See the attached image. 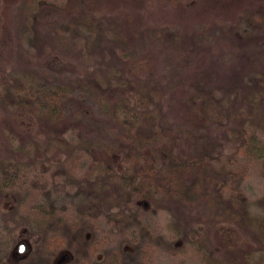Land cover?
Segmentation results:
<instances>
[{
    "label": "rangeland",
    "instance_id": "1",
    "mask_svg": "<svg viewBox=\"0 0 264 264\" xmlns=\"http://www.w3.org/2000/svg\"><path fill=\"white\" fill-rule=\"evenodd\" d=\"M138 15L149 27H167L172 38L179 34L175 40L182 46H191L198 34L209 39L199 43L200 52L184 73L165 61L164 51L114 56V49L128 50L120 43L125 40L120 28L134 26ZM90 21L96 24L88 26ZM263 50L264 0H0V80L19 81L35 114L42 103L49 105L45 90L61 86L59 78L67 72H95L113 83L119 72L125 78L151 77L153 85L172 94L161 102L167 123L152 106L154 114H146L140 103L144 115L127 111L140 144L135 148L131 134V139L121 136L119 122L101 117L102 107L84 91L66 86L60 100L68 130L56 141L96 143L79 157L69 147L28 148L26 135L36 117L0 109V264H221L235 254L231 226L199 222L162 197L136 196L140 188L124 176L132 173L136 154L218 158L214 165L225 174V187L244 200L250 214L264 217V158L250 155L241 177L233 170L243 160L241 143L249 139L250 127L264 135V123L248 109L251 93L263 89L264 60L257 61ZM194 81L213 88L212 117L184 95ZM259 144L262 154L264 141ZM22 145L27 148L20 150ZM13 165L26 169L19 171L23 188L1 184L10 183L5 175ZM88 197L95 204L90 213ZM41 201L49 209L44 215L30 209ZM256 257L260 261L262 254Z\"/></svg>",
    "mask_w": 264,
    "mask_h": 264
},
{
    "label": "trees",
    "instance_id": "2",
    "mask_svg": "<svg viewBox=\"0 0 264 264\" xmlns=\"http://www.w3.org/2000/svg\"><path fill=\"white\" fill-rule=\"evenodd\" d=\"M95 24V22L90 21L88 26ZM72 29L73 27L68 28V30ZM120 29L121 33L119 34L125 39L120 43L124 44L128 50H118L120 51L118 52L114 49L112 51L114 56L117 53L121 59H125L133 54V57H135L156 50L164 51L163 58L165 61L179 67L182 73H184V68L190 66L193 59L195 60L198 52H200L199 43H206L207 39H209V37L203 34H198L195 38L196 42L191 44V46H188L186 43L182 46L178 40H175L176 37H180L179 34L174 35L172 38L167 27H149L143 23L142 17L139 15L135 18L134 26L129 29ZM257 53L259 54L257 61H263L264 50L261 53ZM70 54L71 52L68 54L69 57ZM87 54L89 55V52ZM126 61H123V63ZM83 73L79 75L77 72H67L59 78L61 86H52L49 90H45V96L47 101H49V105L47 106L42 103L37 114L29 106H26V104H31V100L28 98L30 96L21 94L23 88L19 81L7 83L0 80L1 88L3 89L0 91V109L3 108L5 111H11L13 115L22 114L21 116L32 115L36 117V126L33 124L31 126L33 129L26 135L28 148L35 149V145L46 149L48 146L57 147V149L61 150L69 147V149L75 150L77 154L82 150L88 152L94 148L96 143L88 142L86 138H81L76 143H66L65 140L56 141L57 138H64V132L66 129L68 130L64 114L65 108L60 100V92L66 86L71 89L73 88V90L84 91L88 99L98 104L100 108L102 107V109L99 108L101 117L105 119L112 117L114 118L113 121L119 122L121 136L131 139L130 135H128L131 134L134 140H131L129 144L132 143L135 145V148H140V144L133 132V119L127 118V114H133L134 110L137 115H144L143 112H139V109H137L139 106L143 108L146 114H154L153 111L156 112L158 108L157 114L164 122H168L167 117L162 113L163 107L161 108V102L171 100L172 94L169 91L164 93L156 84L153 85L155 79L151 77L125 78L119 72V77L113 78L118 79L117 82L113 83L109 80H101L100 76H97L95 72L88 71L84 76ZM261 83L263 85L260 87H263V89L259 92L258 81H256L255 86H258L259 93H251V99L248 101L250 102V107L248 109L249 112H252L254 119L264 123V80ZM255 86L252 88L253 90L256 88ZM212 90L213 88L210 85H200V83L198 84L194 81L186 85L183 92L185 96H189L192 104L201 107L207 116L212 117V111L216 103V97ZM119 91L121 92L120 96H118ZM136 103H140V105L138 106ZM150 106L153 107V111L150 109ZM244 113L245 109L241 107V115H244ZM176 129L183 131L186 128L183 125L182 127L177 125ZM259 130V128L250 127L251 135L249 139H244V145L241 143V147L245 149V154L241 155L243 160L240 162V165L237 163L233 165L235 177L243 175L241 171L244 168V164H247L246 162L251 160L250 155H254L255 153L261 160L264 158V152L262 154L258 153L260 144H257L259 141H264V135H261ZM256 137L258 138L255 139ZM151 144L154 143L151 142ZM151 146L154 147V145ZM26 148L22 145L20 150ZM29 153H32V150ZM43 153L45 154L46 150ZM156 154L155 157H149L148 159H145L147 156H142L141 154L134 156L132 173H126V176H124L125 179L130 181L132 188L133 186L140 188V191L133 189V191L136 190L134 194L137 196V194L141 193L143 198L148 200L162 197L173 201L185 207L189 213L197 218V221L206 222L210 226L215 227L222 224L231 226L233 233L231 241L235 247L233 249L235 254L231 257L228 255L225 261H221V264H264V217L250 214L244 200L241 197H236V194L231 193L234 191H229L225 187L228 186V183L223 182L222 178L224 179L226 176L223 172L220 173L214 165V160L218 161L219 159L206 156L188 159L180 154V152L174 151H169L166 158L161 157L158 153ZM19 171L26 172V169L18 170L16 165L9 167L5 178L10 183H1L2 186L17 189L23 188V185L20 184L24 183V179L21 180L19 178ZM92 189H95V187ZM89 198L88 203L85 205L86 213H90L95 208V204ZM30 209L35 214L40 213L42 215L46 214L49 210L46 207V201L44 203L41 201L38 207L31 206ZM51 212H55V210L52 209ZM258 253L262 254L260 261H257L256 255Z\"/></svg>",
    "mask_w": 264,
    "mask_h": 264
},
{
    "label": "water",
    "instance_id": "3",
    "mask_svg": "<svg viewBox=\"0 0 264 264\" xmlns=\"http://www.w3.org/2000/svg\"><path fill=\"white\" fill-rule=\"evenodd\" d=\"M24 250H25V246H24V244H21L20 245V252H24Z\"/></svg>",
    "mask_w": 264,
    "mask_h": 264
}]
</instances>
